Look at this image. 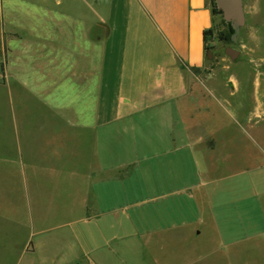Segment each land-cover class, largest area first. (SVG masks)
<instances>
[{"label": "crops", "instance_id": "1", "mask_svg": "<svg viewBox=\"0 0 264 264\" xmlns=\"http://www.w3.org/2000/svg\"><path fill=\"white\" fill-rule=\"evenodd\" d=\"M16 1L14 12L26 24L13 26L10 75L1 68L12 121L8 135L0 129V171L21 178L27 207L28 175L63 182V207L71 208L76 196L86 222L106 214L100 207L130 199L134 189L148 196L173 187V229L196 224L189 252L201 256L190 261L188 247L174 248L181 264H264V180L229 174L223 138L210 130L200 104L213 92L189 86L192 69L204 63L203 33L216 19L211 0ZM224 100L218 103L226 112ZM138 125L156 132L142 137L134 132ZM120 127L131 130L136 144L127 151L160 160L140 172L138 186H125L129 172L114 170L107 157ZM34 132L49 144L42 163L38 141L28 142ZM258 151L250 157L264 158V148ZM6 206L3 215L0 204V221L15 222L18 203ZM20 232L21 255L35 252L33 230ZM1 243L10 245L0 235Z\"/></svg>", "mask_w": 264, "mask_h": 264}, {"label": "rangeland", "instance_id": "2", "mask_svg": "<svg viewBox=\"0 0 264 264\" xmlns=\"http://www.w3.org/2000/svg\"><path fill=\"white\" fill-rule=\"evenodd\" d=\"M15 3L16 0H0L2 135H8L7 123L12 121V116L9 91L2 85L1 68L5 64L10 75L13 26L26 24L25 19L14 12ZM242 8L244 23L234 40L232 36L227 39V24L221 16H215L211 34L206 40V46L210 49L205 52L203 65L192 69L195 78L190 81L189 86L206 87L213 92L209 100L200 94H196V97H204L200 104H204L205 117L210 116V130L216 127L214 131L223 138L220 152L227 162L228 170L233 172L229 174H249L253 179L264 180V158L256 160L249 155L250 152H259V145L264 148V0H242ZM227 48L237 52L234 58L226 52ZM224 98L226 112L218 103L219 99ZM28 109L30 108H25L24 112ZM182 116L186 119L188 114L183 113ZM239 123L243 127L237 125ZM155 128L154 125L149 128L138 125L134 132L142 137L144 134L149 136L151 132H156ZM115 130L114 138L106 149L109 162L114 170L122 171L126 168L121 173L129 172L126 178L121 180L127 182L125 186H138L140 172L145 173L155 168L160 160L155 156L141 158L138 150L127 151V148L136 146L130 137L131 130L125 131L121 127ZM32 136L34 138L28 142L35 147L38 141L39 148L35 150L39 153L38 161L42 163L41 156L47 151L49 144L45 148L46 139L38 136L37 132ZM55 144L59 143L55 141ZM83 147L85 150V143ZM143 175L148 181L154 179L153 174ZM27 178L29 184L26 197H29L31 203L29 207L25 203L27 199L24 197L21 178L0 171L2 214H7L8 203H18L15 222L0 221L2 241H10L8 248L0 244V264H76L80 258V264H90V259L97 264H181V259L173 251L181 246L188 247L184 255L190 261L201 257H198L197 252H189L196 242V224L186 225L183 231L173 229L175 226L170 220V203L174 199L171 195L173 187L164 188L161 193L152 190L148 196L140 195L138 190L134 189L130 199L116 201L112 206L100 207L106 214L97 220L86 222L81 216L82 207L76 196L71 197V208L63 207L67 196L63 182H51L48 176L44 175H28ZM73 180L72 178L68 181V184L73 185ZM177 198L186 201L184 196ZM147 199L150 200L145 202ZM28 215H31L32 220ZM163 216L167 217L166 220ZM183 216L185 214L180 210L178 217L181 219ZM29 229L33 230L32 234V230L28 232ZM21 230L26 231L27 235L30 234L33 245H38L35 252L21 255V242L25 238L19 236ZM205 263L203 260H197L195 264Z\"/></svg>", "mask_w": 264, "mask_h": 264}, {"label": "water", "instance_id": "3", "mask_svg": "<svg viewBox=\"0 0 264 264\" xmlns=\"http://www.w3.org/2000/svg\"><path fill=\"white\" fill-rule=\"evenodd\" d=\"M217 8L221 11L222 19L229 23L233 29L232 39L234 40L239 28L244 23L242 0H215ZM232 58L236 51L227 48L226 51Z\"/></svg>", "mask_w": 264, "mask_h": 264}, {"label": "trees", "instance_id": "4", "mask_svg": "<svg viewBox=\"0 0 264 264\" xmlns=\"http://www.w3.org/2000/svg\"><path fill=\"white\" fill-rule=\"evenodd\" d=\"M211 10H212V15L213 16H221V11L217 8L215 0H211ZM222 17V16H221ZM223 22L225 24H227V39H229L230 36H232L233 34V29L230 26L229 23H226L224 20ZM211 34V28L209 30L204 31L203 33V38H204V51L206 52V50L210 49L206 46V40H207V36Z\"/></svg>", "mask_w": 264, "mask_h": 264}]
</instances>
